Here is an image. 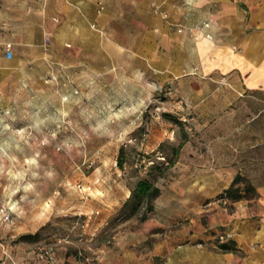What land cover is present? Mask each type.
Here are the masks:
<instances>
[{"label": "crops", "instance_id": "crops-1", "mask_svg": "<svg viewBox=\"0 0 264 264\" xmlns=\"http://www.w3.org/2000/svg\"><path fill=\"white\" fill-rule=\"evenodd\" d=\"M203 18L212 39L173 27ZM27 62L60 66L86 92L120 69L175 83L191 125L175 175L158 184L159 218L148 219L185 222L150 246L147 231H129L95 262L74 264H264V0H0V84L26 75ZM238 174L257 196L224 207L217 196ZM220 232L236 250L217 247Z\"/></svg>", "mask_w": 264, "mask_h": 264}, {"label": "rangeland", "instance_id": "rangeland-1", "mask_svg": "<svg viewBox=\"0 0 264 264\" xmlns=\"http://www.w3.org/2000/svg\"><path fill=\"white\" fill-rule=\"evenodd\" d=\"M58 67L27 62L26 75L0 84V257L6 264L91 263L129 231H147L142 244L150 246L185 222L152 227L148 219L159 217L153 208L140 220L144 205L121 217L139 178L156 176L164 184L175 175L165 162L191 132L175 104V83L128 78L120 69L86 92L79 77ZM121 146L123 168L116 164ZM48 247L52 253L43 254Z\"/></svg>", "mask_w": 264, "mask_h": 264}, {"label": "trees", "instance_id": "trees-1", "mask_svg": "<svg viewBox=\"0 0 264 264\" xmlns=\"http://www.w3.org/2000/svg\"><path fill=\"white\" fill-rule=\"evenodd\" d=\"M174 119V118H173ZM183 140H181L177 146L174 148V156L165 162V167L168 168L175 163L176 157L179 153L180 148L182 147ZM120 153L118 154L116 164L123 168L124 158H123V147H120ZM164 157V156H163ZM154 161L151 160L150 165H154ZM153 167V166H151ZM157 167V166H155ZM159 169V168H158ZM160 177V174L159 176ZM160 187L157 184V177L152 176L151 178H139L135 184L130 188V194L125 199V204L130 203V207L127 212H123L121 217L127 219L131 217L135 212L138 211V208L142 205L145 207V212L141 215L140 220H145L147 214L150 213L154 208V201L160 194ZM257 196V192L251 182L242 175H236L230 185L221 192L218 198H226L228 200L227 206H230L233 202L238 201L243 198H254ZM217 240V238H216ZM227 239L222 242H217V247L222 251H234L236 250L233 242Z\"/></svg>", "mask_w": 264, "mask_h": 264}, {"label": "built area", "instance_id": "built-area-1", "mask_svg": "<svg viewBox=\"0 0 264 264\" xmlns=\"http://www.w3.org/2000/svg\"><path fill=\"white\" fill-rule=\"evenodd\" d=\"M166 16V15H164ZM212 21L209 18H203L200 19L198 21H196L195 23H193L190 26H185L184 24L181 23H174L173 27L177 32H182L184 30H187L189 33V36L192 37L193 39H198V38H208V39H212L213 38V34L212 31L210 30ZM5 53L7 57L11 56V45L10 44H6L5 47ZM75 92H77V90H75ZM217 201L221 202L222 204L226 205L228 204V200L226 198H218ZM2 212V216L5 219L9 218V214L6 210V208H2L1 209ZM216 238L218 240V242H222L225 241L227 239L232 238V233L230 232H220L216 235ZM52 253V248L48 247L45 248L43 251V254H51ZM41 254V256L43 255ZM6 258H2L0 257V264H6Z\"/></svg>", "mask_w": 264, "mask_h": 264}]
</instances>
